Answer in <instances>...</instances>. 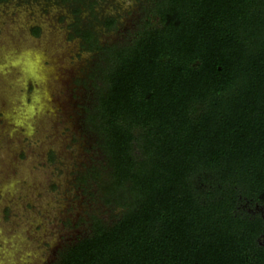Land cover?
Masks as SVG:
<instances>
[{"label": "trees", "instance_id": "trees-1", "mask_svg": "<svg viewBox=\"0 0 264 264\" xmlns=\"http://www.w3.org/2000/svg\"><path fill=\"white\" fill-rule=\"evenodd\" d=\"M64 1L98 58L83 125L102 159L77 179L117 214L51 264H264V0H144L112 44L79 25L94 0Z\"/></svg>", "mask_w": 264, "mask_h": 264}, {"label": "rangeland", "instance_id": "rangeland-1", "mask_svg": "<svg viewBox=\"0 0 264 264\" xmlns=\"http://www.w3.org/2000/svg\"><path fill=\"white\" fill-rule=\"evenodd\" d=\"M94 1L93 14L82 7L80 27L91 26L102 44L127 40L144 0ZM72 7L0 4V264H48L87 233L91 214L107 221L117 214L77 179L102 155L83 125L98 58L70 37ZM108 17L117 20L112 30L102 23Z\"/></svg>", "mask_w": 264, "mask_h": 264}, {"label": "flooded vegetation", "instance_id": "flooded-vegetation-1", "mask_svg": "<svg viewBox=\"0 0 264 264\" xmlns=\"http://www.w3.org/2000/svg\"><path fill=\"white\" fill-rule=\"evenodd\" d=\"M1 4V3H0ZM54 261V260H53ZM53 261L48 262V264H51Z\"/></svg>", "mask_w": 264, "mask_h": 264}]
</instances>
